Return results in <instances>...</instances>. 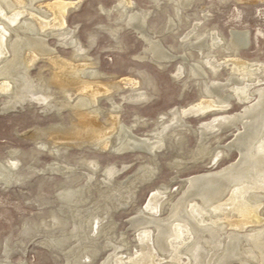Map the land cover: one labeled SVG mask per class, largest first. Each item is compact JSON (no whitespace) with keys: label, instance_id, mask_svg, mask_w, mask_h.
I'll list each match as a JSON object with an SVG mask.
<instances>
[{"label":"bare ground","instance_id":"obj_1","mask_svg":"<svg viewBox=\"0 0 264 264\" xmlns=\"http://www.w3.org/2000/svg\"><path fill=\"white\" fill-rule=\"evenodd\" d=\"M134 2H128L124 6L131 8L135 4ZM174 2L176 10L180 14L179 5L188 6L191 1L174 0ZM175 4L173 3V5ZM76 5V0H53L46 4L45 8L44 0H0V112L8 113L15 109L18 110L29 102L35 103L37 106L41 105L44 113L52 111L60 113L67 109L75 116L70 125L56 122L57 125L45 129L33 127L34 129L32 128L30 132L31 140L37 141L40 137L47 136L52 140L54 149H50L44 141H39L40 147L45 149L48 147L51 153L59 151L57 143L67 142L77 146L89 143V145L99 148V152L113 150L117 155L147 153L155 158V162L153 160L146 164L142 163L139 170L118 185L114 184L115 179L129 168V164H124L122 167L111 164L99 170L100 163L96 159L87 161L84 159L90 171L83 170L76 175L71 174L75 166H61V163L48 166L59 175H64L67 180H77L84 176L87 183L79 184L76 188L69 187L63 191H61L63 187L61 188L59 197L63 206L60 208V212L70 213L71 231L67 230L68 233H66L63 230L62 235H58L57 238H49L50 240L47 239L44 243L48 246H62L63 243L73 240L65 255L66 264H92L95 257L102 251L99 247L100 243L103 244V249L113 247L110 250L112 252L108 253L109 256L106 257L107 260L102 261L103 264H128L129 262L130 264H231L235 260L242 264H264V86L257 87L258 84H256L252 88L253 82H256V78L261 77L262 74H259L260 71L253 70L255 66L253 63L241 60L237 56V51L241 50L240 48L246 49L249 46L250 35L247 32L235 30L232 32L231 41L222 45V40L214 37L218 32H215V35L212 34L213 38L211 37L209 42L202 38L204 34L201 30V32H196L193 38L195 36L198 42L196 44L189 43L197 48L201 57L198 56L200 58L197 59L198 61L190 63L184 82L187 85L188 81L193 79L202 89L198 108L181 111L174 107L169 111L171 113L168 117L169 121L165 120L168 116L167 113H163L155 121L156 128L151 130L148 136H139L135 133L138 122L126 124L122 120V105L115 102L111 94V90H113L111 88L117 86L115 80H112L114 83L106 80L107 73L97 70L89 48L81 43L74 30L68 31L66 17L70 9L75 8ZM114 7L116 8V5ZM140 8L138 10L133 8L129 12L123 10L121 19L126 15V19L123 21H126L128 27L129 25L133 26L140 33L142 39L148 43L145 52L150 53L151 62L154 61L163 66L165 62L175 58L176 53L174 56L167 51L160 39H156L147 32L145 22L151 12L143 10V8L140 10ZM178 20L180 21V19ZM168 25L169 30L174 29L171 19ZM147 28L149 29V26ZM110 33L115 38L118 29L110 28ZM52 37H57L61 46L70 47L72 55L63 57L57 47L50 45L49 39ZM191 37L189 38L191 39ZM187 43L188 40H185L182 44L185 52L188 51ZM214 49L224 51L222 61L217 57V51ZM220 56L222 57V55ZM146 57L147 55H145ZM182 58L188 60V56L187 58L182 56ZM39 60H45L47 65H41L42 67L39 68V72L35 76L32 69ZM229 62L232 64L228 79L230 83L232 82L231 84L218 82L213 79L214 77L209 76L210 71L214 76L217 75L220 68L228 65ZM45 66L49 71L48 74L45 73ZM182 66L176 73V76H180V78L184 73ZM261 68L262 71L264 67ZM212 74L211 76H213ZM137 85L131 84L132 89L137 93L129 97V101L138 105L151 100L152 95L138 88ZM224 87L229 88L232 94L223 95ZM250 95H253V98H250ZM233 96H236L240 101H253L248 103L243 112H239L240 114L222 113L215 116L214 120L211 119L213 124L212 122L205 124L206 128L212 126L211 129L217 133L230 126H237L238 122L241 123L242 127L228 145V150L215 148V150H209L208 147L207 149L206 141L211 135L210 132L207 133V130L204 132L203 129L202 132L200 131L199 145L193 153L201 160L209 157L211 162L217 163L224 154L228 157L229 152L236 149L239 153L237 161L216 171L184 178L182 180L184 186L182 197L176 201H172V198L169 197L166 198V195H160L161 192L169 189L170 184H167L152 194L146 207L136 206L138 216L130 222L136 231L137 251L133 255H129L128 252V254L120 256L119 254L124 250L122 247H128L130 241L127 242L120 238L122 239L121 246L113 244L112 230L115 224L112 221L109 223L108 220L112 210L115 208L125 210L135 204L138 183L149 181L156 175L158 162L156 156L164 146L166 139L169 141L175 139L178 143L185 139V131L189 134L190 124L188 125L186 120L189 115L195 117L197 114L205 115L207 112H222L230 107V100L234 99ZM102 99L109 101L112 108H104L101 105ZM124 99L126 100L127 97ZM143 123L147 124L148 121L144 119ZM215 147L217 148V146ZM62 150L64 151V149ZM195 159L193 158L192 161ZM18 165L19 160L2 161L0 159L1 185L7 187L22 181L20 173L16 171ZM98 172H102L99 175L102 176V179L98 178ZM94 189L99 191V199L86 204ZM102 200L105 201L104 205H101ZM165 207L169 208L170 219L160 221L157 216L164 212ZM65 225L66 222L61 215L53 213V223L49 227L61 229ZM150 226L153 228L151 229ZM247 227L249 229L246 230ZM243 230H246L245 234L241 233Z\"/></svg>","mask_w":264,"mask_h":264},{"label":"rangeland","instance_id":"obj_2","mask_svg":"<svg viewBox=\"0 0 264 264\" xmlns=\"http://www.w3.org/2000/svg\"><path fill=\"white\" fill-rule=\"evenodd\" d=\"M49 1L44 0L45 8L46 4L53 2V0ZM125 1L76 0V7L71 8L70 12L67 14L66 26L68 27V31L74 30L75 35L80 39L81 43L89 48V52L91 56H93L92 61L97 70L108 74H106V80L108 82H113L115 80L114 82L117 86L111 88L113 89L111 90V94L113 95L114 101L122 105V120L126 124H134L135 122H138L136 123L137 126L135 127V133L139 136H148L151 133V130L156 128L155 121L161 117V114L167 113L168 116L165 120L169 121L168 117L171 115L169 111H171L172 108L174 109V107L181 111L184 109L198 108V103L201 102L200 96L202 95V89L193 79H190L187 85H185L184 82V79L188 75L187 68L190 67V63L198 61L200 59L198 56L201 57L197 48L191 46V43L196 44L198 42L196 41L195 36L193 38V35H195L196 32L202 31L204 34L202 38L207 39L208 42L213 38V35L218 32L214 37L222 40V45L231 41L233 31L240 30L241 32H247L248 35H250L249 46L246 49L240 48L241 50L237 51V56L241 58V60L253 63L255 65L253 70H257L256 72L260 71L259 74H262L261 77L258 76L259 79L258 77L256 78V82H253L252 88H254L255 86L253 85L256 84H258L257 87L264 86V69L262 71L260 70L262 69L261 67H264V0H190L191 2L188 6L179 5L180 14L175 8L176 4L174 0H158L160 3L157 0ZM128 2H134L135 4L133 7H129V9L124 6ZM155 2L158 3L156 4ZM173 3L175 5H173ZM115 5L116 8L114 7ZM133 8L135 10H138L139 8L140 10H142V8L143 10H150L151 15L147 17L145 29L151 36L153 35L156 39H160L167 51L174 56L176 53V57L171 61L165 62L163 65L164 67L158 65L154 61L151 62L150 53L145 52L148 43L142 39L140 33L133 28V26L129 25V27L131 26L129 28L126 21H123L126 19V15L121 19L122 13L125 11L129 12V10L131 11ZM107 9L110 10L108 11ZM175 17L176 19H174ZM170 19L174 25L173 30H169L168 24H170ZM178 19H180V21ZM195 23L196 25H194ZM148 26L149 29L147 28ZM113 27L114 29H118L115 38L110 33V28ZM190 34H192V37ZM189 37H191V39ZM91 40L92 42H90ZM185 40H188V51L186 52L184 50V45H182ZM49 42L52 47H57V50L63 57H70L72 55L71 48L61 46L57 37L50 38ZM181 45L182 47H180ZM178 51H180L179 54ZM214 51H217L216 55L222 61L224 58V51H219V49H214ZM144 54L147 55L148 58H145ZM220 55H222V57ZM182 56H185L186 58L188 56V60H184ZM258 62L261 64V67ZM43 64L47 65L45 60H39L33 66L32 72H34L33 74L35 76H37L39 68L42 67ZM179 64L180 66L183 65L184 73L181 75V78L180 76H176L177 70L180 67ZM230 64L231 62H229L228 65H224L226 67L222 66L218 74L215 76L209 70V76L211 78L214 77L213 79L218 82L231 84L232 82L230 83L228 80L231 74L229 72L232 68V64ZM45 73H49V71H47V66H45ZM210 73L213 76H211ZM138 81L139 83H136ZM130 83L138 84V88L151 94V100L138 105L137 103L129 101L128 98L137 93L132 89ZM119 84L123 87H120ZM118 87L120 88L117 89ZM226 88L224 87L223 89V95L232 94L231 90ZM126 97L128 101L127 99H124ZM233 97L234 99L231 98L232 100H230V107L222 112H207L205 115L197 114L195 117L189 115L186 120L188 125L190 124V130L188 131L190 135L185 131V139L181 142L178 141V143L175 139L170 141L169 139H166L164 146L156 156V159L158 158L156 175L149 181L138 183L135 204L125 210L121 208H115L112 210L111 217L108 220L109 223L113 222L115 224V227L112 230L113 244L121 246L120 242L122 239L120 238L125 239L127 242L130 241L128 247H122V250H124L119 254L120 256L123 254L126 255L128 252L129 255H133L137 251L136 231L132 222H130L138 216V209L135 208L136 206L143 208L146 207L152 194L155 191L157 192L159 188L162 189L163 186H166L167 184H170L169 189L161 192L162 194L160 195H166V198L169 197L172 198V201H176L182 197L184 189L182 180L184 178L204 174L208 171H216L237 161L239 153L236 149L229 152L228 157L224 154L221 160L217 163L211 162V158L209 157L201 160L200 158L195 157L193 153L199 145L200 134L203 129L204 132H206V130L208 131L207 133L210 132V135L212 136L206 141V148L208 147L209 150H213L214 148L224 151L228 150V145L234 140L235 134L238 133V130L242 127L241 123L238 122L239 124L237 126H230L226 130L223 129L219 131L220 133H214V130L211 129L212 126L206 128L205 124L211 123V119L214 120L215 116L222 113H228L231 115H234L233 113L240 114L239 112H243L244 107L253 101L245 102L240 101L236 96ZM250 98H253V95H250ZM101 102V105L104 108H112V105L106 99H102ZM34 104L35 103L29 102L21 108H18V110L15 109L8 113L0 112V159L2 161L19 160V165L16 171H18L22 177L21 182L7 187L0 184V263L2 264H66L65 255L70 247L69 245H72L71 243H73V240L63 243L62 246H48L44 241L46 242L47 239L50 240L59 237L62 235L63 230L66 231V233L71 231L72 218L70 217L69 212L66 214L60 212L63 203L59 197V193L66 188H76L79 184H86L87 181L84 176L77 180H67L64 175H59V173L55 172L48 166L55 163H61V166H75L74 171L71 174L76 175V173L80 174L83 170L90 171V168L85 162L89 159H96L100 163L99 170H102L105 166L107 167L111 164H115L118 167H122L124 164H129V168L115 179L114 184L118 185L121 181L128 179L129 176L139 170L142 163L146 164L149 161L153 162V160L155 162V158L147 153H126L117 155L113 150L99 152V148L89 145V143L77 146L73 143L60 142L61 144L57 143L56 145L58 146L59 151L51 153L50 149H54L52 140L47 136H42L37 141L34 139L31 140L30 132L32 128L43 127V129H45L52 125H57V123H65L64 125L68 126V124H71L72 119H75V116L67 109L60 113L56 111L44 113V109L42 110V107H40L41 105L37 106ZM179 115H181V113H179ZM144 119L148 121L147 124L143 123ZM216 134H218V137ZM39 141L46 142L50 149L48 147L46 149L40 147L41 144ZM179 145L180 147H178ZM215 146H217V148ZM62 149H64V151ZM191 156L192 158H190ZM178 158L181 159L179 160ZM193 158L197 159L192 161ZM54 159L57 161L55 162ZM84 159L86 160L84 161ZM179 161L181 162L179 163ZM101 173L102 172H98V176ZM98 178L102 179V176H99ZM96 190L97 189L93 190V194L90 196V199L86 204L95 199H99V191ZM104 202L105 201L102 200L101 205H104ZM53 213L61 215L66 222V225L61 229L59 227H49V225L53 223ZM157 218H159L160 221H168L170 219L169 208L165 207L164 212L160 213ZM247 229H249V227H247L246 230ZM246 230L241 231V233L245 234ZM122 234L125 235L123 236ZM102 245V243L99 244L102 251L95 257L92 264H103V262L107 260L106 257L109 256L108 253L110 254L112 252L110 251L113 249L112 246V248L109 247L108 249H103ZM183 259L185 260V257H183ZM128 264H130V262ZM231 264L242 263L235 260Z\"/></svg>","mask_w":264,"mask_h":264}]
</instances>
